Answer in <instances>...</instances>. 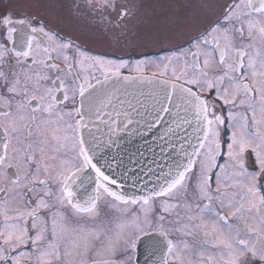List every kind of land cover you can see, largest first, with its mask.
I'll use <instances>...</instances> for the list:
<instances>
[{"label": "snow or ice", "instance_id": "1", "mask_svg": "<svg viewBox=\"0 0 264 264\" xmlns=\"http://www.w3.org/2000/svg\"><path fill=\"white\" fill-rule=\"evenodd\" d=\"M151 7L0 0V264H264V0Z\"/></svg>", "mask_w": 264, "mask_h": 264}, {"label": "rangeland", "instance_id": "2", "mask_svg": "<svg viewBox=\"0 0 264 264\" xmlns=\"http://www.w3.org/2000/svg\"><path fill=\"white\" fill-rule=\"evenodd\" d=\"M174 2V0H144L145 5H151L155 7L147 8L146 15L147 20L145 23H143L144 27H147L149 25L152 26H160L166 23H172L175 21L176 17L178 15H182L184 10L181 9H169L166 6L170 3ZM180 3H184V0H179ZM151 14V15H149ZM106 44L109 43V41H105ZM99 44V40L97 38H94L92 41H90L91 47H96ZM139 50H135L136 55H143V54H150L153 55L154 53L162 52L160 47L158 46H143L139 47ZM124 53H127L124 51Z\"/></svg>", "mask_w": 264, "mask_h": 264}, {"label": "flooded vegetation", "instance_id": "3", "mask_svg": "<svg viewBox=\"0 0 264 264\" xmlns=\"http://www.w3.org/2000/svg\"><path fill=\"white\" fill-rule=\"evenodd\" d=\"M4 3H8V0H4ZM147 11V10H146ZM151 15V14H149ZM147 17H149L148 15L145 16V18L142 21V24L146 22ZM103 30H104V26L101 25L100 29L97 31L96 33V37L99 40V44L96 47H92L95 51H103L109 54H113V55H124L127 56L129 58L135 59V58H143L145 55L151 58H155L157 55H163V52H158V53H154L153 55L150 54H143V55H136L135 54V50H139V47H119L118 45H116L115 41L109 42L106 44V40L109 41L106 37L103 36ZM127 52V53H124Z\"/></svg>", "mask_w": 264, "mask_h": 264}]
</instances>
